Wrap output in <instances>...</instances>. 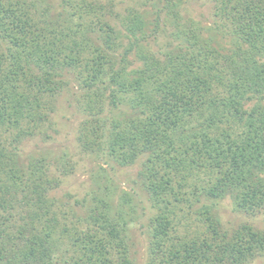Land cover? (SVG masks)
Wrapping results in <instances>:
<instances>
[{
	"label": "trees",
	"instance_id": "trees-1",
	"mask_svg": "<svg viewBox=\"0 0 264 264\" xmlns=\"http://www.w3.org/2000/svg\"><path fill=\"white\" fill-rule=\"evenodd\" d=\"M183 1L159 0L151 24L132 11L118 28L90 0H0V264H138L134 223L142 264L264 255V232L224 229L218 215L222 201L264 210V0H212L208 30L182 22ZM164 32L165 47L146 49ZM72 83L79 152L113 176L136 169L131 194L106 178L60 202L51 167L68 174L72 163L22 154L24 141L49 139ZM134 199L148 203L139 223Z\"/></svg>",
	"mask_w": 264,
	"mask_h": 264
},
{
	"label": "rangeland",
	"instance_id": "rangeland-1",
	"mask_svg": "<svg viewBox=\"0 0 264 264\" xmlns=\"http://www.w3.org/2000/svg\"><path fill=\"white\" fill-rule=\"evenodd\" d=\"M48 1L54 6H56L58 2V0H46V2ZM90 1L102 4L105 7L103 9V13H105L103 19L108 20L118 28L119 20L129 16L132 11H137L140 15H143L146 21L151 24V22L155 20L156 10L161 6V4H158L159 0ZM183 2L180 8V15L183 19L182 22L191 20L206 30L214 26L213 22L215 19L213 17L212 8L214 3L212 0H184ZM66 10L68 11V9ZM109 11H111L110 14L108 13ZM168 30H170L169 32L172 31L170 27ZM210 33L213 34L212 32ZM207 34V31H202V35L207 36ZM169 41L166 32L154 39L149 37L147 42H145L146 49L149 48L155 51L165 47ZM78 89L79 88L72 83L66 90L58 95L54 102L55 109L49 115L52 121V130L47 129L46 131L47 135H49V139L36 135L32 139L24 141L22 154L29 155L33 158L42 155L48 159L51 158V162H58L62 157L63 162L68 160L70 164L72 163L73 169H75L72 170V172L69 171L68 174H61L55 170L54 166L51 167L53 169V175L61 180L59 187L52 193V196L59 199L58 201L60 202H66L68 200L70 204H72L74 199L81 198L85 190L91 187V180L102 184L106 181V178H109L113 184L118 187L119 192L121 190L131 194L127 178L133 176L136 169H122L113 176V173L109 171L103 163V159L96 158L94 154L87 155L79 152L75 139L77 137V130L80 122L85 118V115L77 109L75 98L79 95ZM64 159H66V161H64ZM91 177L92 179H90ZM131 206L134 207L135 212H133V215H129L131 217L133 216L132 218L136 223H139L142 212L140 208L144 206V208L147 209L148 203L142 200L139 205L138 200L134 199ZM218 215L224 229H232L244 223L252 226L255 230L264 232V210L258 212L254 216H246L233 211L227 201H222L218 205ZM131 235L136 242V247L133 248V251L137 253V262L138 264H142L144 261L145 243L142 239L138 224L135 225L134 223L132 225ZM249 264H264V255L255 258Z\"/></svg>",
	"mask_w": 264,
	"mask_h": 264
}]
</instances>
